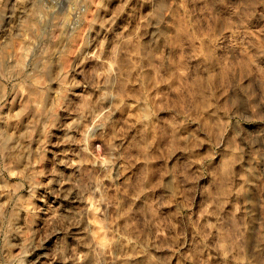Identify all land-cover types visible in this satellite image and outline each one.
<instances>
[{
	"label": "rangeland",
	"instance_id": "1",
	"mask_svg": "<svg viewBox=\"0 0 264 264\" xmlns=\"http://www.w3.org/2000/svg\"><path fill=\"white\" fill-rule=\"evenodd\" d=\"M49 1L0 0V264H264V0Z\"/></svg>",
	"mask_w": 264,
	"mask_h": 264
},
{
	"label": "bare ground",
	"instance_id": "2",
	"mask_svg": "<svg viewBox=\"0 0 264 264\" xmlns=\"http://www.w3.org/2000/svg\"><path fill=\"white\" fill-rule=\"evenodd\" d=\"M37 1H39L38 2V6H37V8H39L40 9V11L41 10H45V9H48V8H51V9H53V7H56V4H55V2L53 3V2H50L49 0H37ZM50 9V10H51ZM66 11V10H65ZM70 11V10H69ZM42 12V11H41ZM40 12V13H41ZM47 12V11H46ZM56 12V11H55ZM44 13V12H43ZM73 13V12H72ZM42 14V13H41ZM56 14H58V13H56ZM55 15V14H54ZM60 15V14H59ZM56 16V15H55ZM81 18V17H80ZM68 19V18H67ZM62 23V22H61ZM65 25V24H64ZM62 26V25H61ZM61 29V28H60Z\"/></svg>",
	"mask_w": 264,
	"mask_h": 264
}]
</instances>
